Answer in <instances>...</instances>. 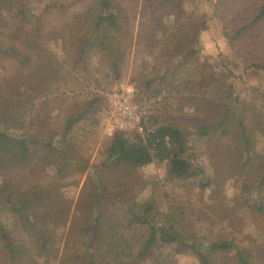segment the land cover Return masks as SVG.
Returning <instances> with one entry per match:
<instances>
[{"label": "trees", "instance_id": "1", "mask_svg": "<svg viewBox=\"0 0 264 264\" xmlns=\"http://www.w3.org/2000/svg\"><path fill=\"white\" fill-rule=\"evenodd\" d=\"M42 1L0 0V264H264V89L241 101L234 72L201 60L207 22L184 0H92L59 23ZM218 6L245 71L264 74V0ZM131 48L140 131L114 132L91 166L82 138ZM155 162L162 184L135 175ZM85 175L70 218L64 180Z\"/></svg>", "mask_w": 264, "mask_h": 264}, {"label": "rangeland", "instance_id": "2", "mask_svg": "<svg viewBox=\"0 0 264 264\" xmlns=\"http://www.w3.org/2000/svg\"><path fill=\"white\" fill-rule=\"evenodd\" d=\"M92 0H44L42 2H32L30 5L37 14H42L47 5L55 4L57 7H61L63 11L68 12V16L60 18V13L56 10L53 14L49 16H55L53 19L56 22H64L73 18L75 13L81 12L86 4H89ZM28 4V3H27ZM184 9L186 15L193 17L196 22L202 23L207 22V26L202 28L199 33V49L200 58L202 61H210L219 63L222 62L223 65L231 69L234 74V84L238 92V96L241 101L252 99L256 91H261L264 89V74L262 72L255 71H245L244 66L240 58L238 57L236 51L232 48L230 42L224 35V29L219 15L218 0H184ZM140 16V15H139ZM55 23V22H54ZM54 51L58 56L63 55V49L61 46L54 45ZM128 60V67L125 70V74L121 81L113 84L109 87L110 93L107 95V103L102 109V114L100 115L101 126L98 129H92L88 135V138L83 137V148L86 152V156L89 158L90 165L98 164L102 161L105 152V146L109 142L112 135L109 134L105 124V118L109 107V97L116 91L125 90L130 92L132 100L134 97V87L131 84V75L134 70V55L131 48ZM92 67L97 68L98 64L96 59L92 62ZM144 112V111H142ZM140 116V115H139ZM141 118V117H140ZM140 131V122L130 128V134ZM169 173V167L167 164L155 162L149 166L143 167L136 170L135 175L142 178L147 182H159L163 183ZM86 181V175L79 179L78 184L74 180L66 178L64 180L65 191L68 196L74 201L72 205V212L70 213V218L72 216L73 210L75 208V201L78 200L84 183ZM169 188L167 186V191ZM162 190H158L161 192ZM171 192V190H169ZM227 196L229 198L233 197V188L228 186L226 190ZM148 190L142 192L141 195L146 196ZM162 195V194H160ZM180 264H197L196 261L190 258L180 257Z\"/></svg>", "mask_w": 264, "mask_h": 264}, {"label": "built area", "instance_id": "3", "mask_svg": "<svg viewBox=\"0 0 264 264\" xmlns=\"http://www.w3.org/2000/svg\"><path fill=\"white\" fill-rule=\"evenodd\" d=\"M140 122V117L132 106L130 92L120 90L109 98L108 112L105 118L107 131L113 135L116 131H127Z\"/></svg>", "mask_w": 264, "mask_h": 264}]
</instances>
